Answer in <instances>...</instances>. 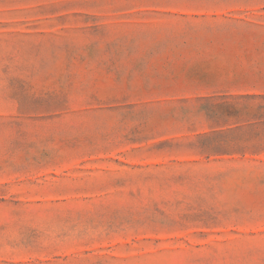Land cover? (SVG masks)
<instances>
[{
  "label": "rangeland",
  "instance_id": "1",
  "mask_svg": "<svg viewBox=\"0 0 264 264\" xmlns=\"http://www.w3.org/2000/svg\"><path fill=\"white\" fill-rule=\"evenodd\" d=\"M0 264H264V0H0Z\"/></svg>",
  "mask_w": 264,
  "mask_h": 264
}]
</instances>
